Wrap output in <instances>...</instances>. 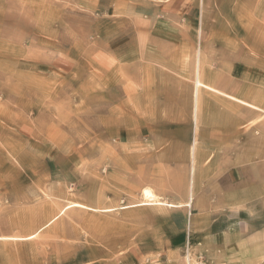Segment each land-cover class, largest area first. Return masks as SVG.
<instances>
[{
    "label": "rangeland",
    "instance_id": "obj_1",
    "mask_svg": "<svg viewBox=\"0 0 264 264\" xmlns=\"http://www.w3.org/2000/svg\"><path fill=\"white\" fill-rule=\"evenodd\" d=\"M198 56L203 80L260 112L213 93L195 133ZM172 99L179 118L157 124ZM209 119L227 124L229 167L235 122L264 130V0H0V237L29 236L71 203L113 210L72 207L31 240H0V264H208L218 215L193 210L210 183L195 178L192 197L189 177ZM252 171L264 187V166ZM144 188L183 206L120 209Z\"/></svg>",
    "mask_w": 264,
    "mask_h": 264
},
{
    "label": "crops",
    "instance_id": "obj_2",
    "mask_svg": "<svg viewBox=\"0 0 264 264\" xmlns=\"http://www.w3.org/2000/svg\"><path fill=\"white\" fill-rule=\"evenodd\" d=\"M197 58H199V56ZM198 68L200 81L203 84L214 88L216 92L204 89L199 92L198 113L195 126L194 80L195 70L197 69L196 59L192 75L193 85L191 87L187 85L188 89L190 87V90H188L186 94L187 98L185 99V102L187 103V112L184 120V122L186 121V123H188V126H192V130L195 133L197 130L200 132L204 119L210 118L208 113L212 114L210 111H206V109L209 108V100L213 101L212 98H217L213 93L226 98L230 101V104H233L232 102H234L241 106H246L231 100L228 97L229 95L225 94L220 89L211 86V83L203 80L200 72V61L198 63ZM175 82L176 84L182 83L179 80H175ZM237 99L244 101L241 98ZM167 101L170 102L169 105L162 106V103L160 102L156 104L154 112H156L155 117L157 119V124L159 114H164V116L168 118H173L174 121L177 117L179 118V114H176L172 107L174 100ZM165 106H167V108H163ZM254 107L255 108H249L260 112L256 106ZM225 116L227 117V115ZM237 117L238 116H236V118ZM208 122L209 125H205L203 132L206 136L210 135V137L203 141L205 150L203 158L195 153L194 137L192 145V151H194V153H191L192 161L189 177L190 183L192 181V197L193 191L195 190L193 189L195 178H197V181H202L203 185L205 183H210L209 195L206 192H201V196L193 203V210L202 209L206 213L209 211H215L213 214L218 215L216 224L211 227L212 229L210 232L212 233V230H214L215 234H209V236L203 237L205 238L204 245L207 250L205 255L206 261L208 264H260L264 261V187L260 184L257 186L250 185L249 182L251 180L253 182L254 177L251 179V177H249V175L247 176L245 172H253L252 170H254L255 167L258 169L259 167L264 166V130L261 131L260 127H253L251 131L238 130L235 127L239 125L240 120L235 122L233 130H237L236 134L241 135L242 139L237 141L234 145L236 152L231 157L233 162H231L229 167L227 152V124L222 125L221 121V125L218 126L214 124L215 121H212L211 119H209ZM198 161L202 162V165H204L203 171L195 168V164L199 165ZM192 168L193 172H191ZM195 174L196 177H194ZM215 182V186H212L211 183ZM232 185L237 187L236 189H239L237 192L239 193V197L236 196L237 193H230L229 187H232ZM192 197L190 200L188 189L187 201L190 200V208H192ZM213 199L214 202H212ZM251 199L258 200V206L255 208L257 211L253 210V214L248 213L246 209H239L236 207L238 202L245 203ZM260 208H262V210H260ZM210 235L216 236L212 237ZM193 239L194 241H199L200 236H193Z\"/></svg>",
    "mask_w": 264,
    "mask_h": 264
},
{
    "label": "bare ground",
    "instance_id": "obj_3",
    "mask_svg": "<svg viewBox=\"0 0 264 264\" xmlns=\"http://www.w3.org/2000/svg\"><path fill=\"white\" fill-rule=\"evenodd\" d=\"M199 58L197 59V70H196V77H195V82H194V88H195V92H194V109H195V116H196V113H197V109H198V94H199V91L203 88V89H207L209 91H214L216 92V90L214 88H211L205 84H203L200 79H199V68H198V63H199ZM230 99L234 100V101H237L241 104H244V105H247V106H250V107H253L251 105H249L248 103L244 102V101H241V100H238L234 97H231V96H228ZM142 194V197L144 200L138 202V203H133V204H129V205H125L123 207H121L120 209L121 210H127V209H131V208H136V207H167V208H172V209H175V208H180L182 207L183 205H179V204H174V203H171V202H166L164 200L161 199L160 196L156 195L151 189L149 188H144L141 192ZM187 207L190 206V204L188 203L186 205ZM72 207H76V208H80V209H86V210H93V211H99V212H102V213H110L112 212L113 210L110 209V208H104V209H95V208H91L89 206H86V205H83V204H78V203H71L67 206H65L64 208L61 209V211L59 212V214H57L56 216H53L51 218H49L46 222V224L40 228L37 232L29 235V236H26V237H22V238H14V237H0V240H20V241H27V240H31L33 239L34 237L37 236L38 232L41 231L43 228L49 226L50 224H52L59 216H61L66 210H69L70 208Z\"/></svg>",
    "mask_w": 264,
    "mask_h": 264
}]
</instances>
